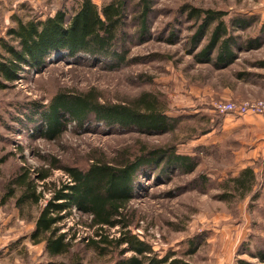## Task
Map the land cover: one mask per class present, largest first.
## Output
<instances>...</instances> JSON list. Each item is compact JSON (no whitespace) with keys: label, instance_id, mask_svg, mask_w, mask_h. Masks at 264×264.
Masks as SVG:
<instances>
[{"label":"rangeland","instance_id":"374dc122","mask_svg":"<svg viewBox=\"0 0 264 264\" xmlns=\"http://www.w3.org/2000/svg\"><path fill=\"white\" fill-rule=\"evenodd\" d=\"M79 1L0 0V38L11 39L7 31L16 26L14 17L45 18L58 10L71 14ZM93 1L102 5L110 0ZM134 4L128 11L127 63L112 68L94 59L55 61V54L41 71L26 68L16 82L0 89V157H7L0 177V245L22 236V249L28 255L22 264L47 260L44 244L33 246L29 241L45 200L22 213L13 199L1 204L4 186L20 166L26 165L34 175L50 169L48 180L60 185L68 180L62 165L85 169L94 158L117 165L143 155L142 148L176 146L181 153L195 155L197 166L193 171L172 165L163 170L139 169L129 205L134 232L160 256L169 250L188 251L194 252L186 258L193 264H264L256 257L264 253V158H249L251 153L235 142L251 135L238 121L264 119V115L221 113L214 107L217 102L264 100V88L258 84L264 67L257 64L264 61V19L258 13L264 0H153L142 34L134 20ZM190 7L225 12L228 22L259 15V24L236 28L231 34L242 47L255 40L260 45L235 50L234 62L226 67L200 61L198 53L209 33L196 42L200 21L190 18ZM60 92H92L108 104H131L142 93H153L179 122L171 132H144L135 126L107 125L90 116L82 125L70 120L57 139L45 140L35 128V107L45 109ZM247 166L256 173L253 194L243 200H223L221 184ZM45 194L46 199L51 195L48 190ZM88 223L89 217L78 210L60 223L62 232L77 237L72 254H79L82 264H114L111 255H99L86 246L92 236ZM130 256L126 253L123 258ZM57 260L68 262L70 256Z\"/></svg>","mask_w":264,"mask_h":264},{"label":"trees","instance_id":"16d2710c","mask_svg":"<svg viewBox=\"0 0 264 264\" xmlns=\"http://www.w3.org/2000/svg\"><path fill=\"white\" fill-rule=\"evenodd\" d=\"M131 2H135L132 8L134 20L142 34L146 32L153 0H110L102 5L93 0H80L71 14L58 10L45 18L23 20L14 17L16 26L7 31L11 39L0 38V89L7 88V83L16 82L26 68L41 71L52 63L51 57L55 54L58 55L55 61L94 59L111 67L127 63L126 43L131 37L126 28ZM226 15L222 11L190 7V18L200 21L194 37L196 42L209 33L208 42L198 53L200 61L226 67L234 62L235 50L260 45L255 40L242 47L231 34L236 28L245 29L260 23L259 15L236 17L229 22ZM261 24V30H264V21ZM257 64L264 67V61ZM35 111L37 133L49 141L57 139L70 120L82 125L90 120V116L107 125L135 126L144 132H171L179 122V118L167 114L166 106L158 96L149 92L142 93L131 104L101 102L92 92H60L45 109L36 110L35 107ZM28 118L35 121L31 116ZM142 151L143 155L117 165L95 158L85 169L62 165L68 180L60 185L48 180L52 175L50 169L43 168L34 175L26 165L20 166L7 180L1 204L13 199L15 207L22 213L25 208L39 207L45 200L30 237L36 244L44 243L53 259L50 264H82L79 254L71 252L76 235L62 232L60 227V223L70 218L75 210L89 217L86 227L92 230V236L87 239L86 246L99 255H111L114 264H193L186 258L194 252L169 250L160 256L148 240L135 233L129 205L134 198L139 169L153 166L163 170L172 165L193 171L197 166L196 156L181 153L176 146L157 150L142 148ZM6 159V156L0 157V177ZM255 184V170L247 166L221 184L222 199L243 200L253 194ZM47 190L51 193L48 199L45 198ZM126 253L131 256L123 258ZM64 256H70V261L57 260ZM256 257L264 261V253H257Z\"/></svg>","mask_w":264,"mask_h":264},{"label":"crops","instance_id":"0c3cea01","mask_svg":"<svg viewBox=\"0 0 264 264\" xmlns=\"http://www.w3.org/2000/svg\"><path fill=\"white\" fill-rule=\"evenodd\" d=\"M258 13L260 16L262 15L261 17L262 19H264V6L259 8ZM258 79H259L258 84L262 88H264V75L260 76V78ZM237 124L241 129L243 128V130H249L251 132V135L249 134L248 137L246 136L245 138L241 137L240 139H236L235 142L237 143V146H240L241 147L240 149L242 148L247 149L251 153V154L249 153L250 154L249 158H254V159H256L257 157L264 158V119L256 118L253 119V121L240 120L237 122ZM254 131H256V134ZM32 232L29 233V241L31 245L39 246L44 244L43 242L38 244L34 243L30 237ZM22 248H23L22 236L16 237L15 239L9 242H5L3 244L1 243L0 264H22L23 260L28 259L27 251H23ZM43 255H44V259L47 258V260L45 261L42 260L34 264H50V262L53 261V259L49 257V254L46 251V249Z\"/></svg>","mask_w":264,"mask_h":264},{"label":"built area","instance_id":"2783aa9c","mask_svg":"<svg viewBox=\"0 0 264 264\" xmlns=\"http://www.w3.org/2000/svg\"><path fill=\"white\" fill-rule=\"evenodd\" d=\"M215 109L221 113H233L237 115L263 114L264 100H248L241 103L217 102Z\"/></svg>","mask_w":264,"mask_h":264}]
</instances>
